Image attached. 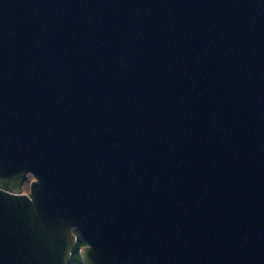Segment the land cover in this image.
<instances>
[{"label": "water", "instance_id": "95a60500", "mask_svg": "<svg viewBox=\"0 0 264 264\" xmlns=\"http://www.w3.org/2000/svg\"><path fill=\"white\" fill-rule=\"evenodd\" d=\"M77 247L264 264V0H0V264Z\"/></svg>", "mask_w": 264, "mask_h": 264}, {"label": "flooded vegetation", "instance_id": "af4514ba", "mask_svg": "<svg viewBox=\"0 0 264 264\" xmlns=\"http://www.w3.org/2000/svg\"><path fill=\"white\" fill-rule=\"evenodd\" d=\"M35 178H36L35 175L31 171H28L26 173V177L23 178L22 183H21V187H22L21 193H26V194L31 193V184ZM16 183H17L16 181H9L7 182V186L3 187L2 189L8 192H11L12 191L11 189H13L14 187H17L15 185Z\"/></svg>", "mask_w": 264, "mask_h": 264}, {"label": "trees", "instance_id": "16d2710c", "mask_svg": "<svg viewBox=\"0 0 264 264\" xmlns=\"http://www.w3.org/2000/svg\"><path fill=\"white\" fill-rule=\"evenodd\" d=\"M73 231L78 237V247L85 245L86 241H85L84 237L81 235L80 231L76 227L73 228ZM78 247L73 252L70 264H81L79 253H78Z\"/></svg>", "mask_w": 264, "mask_h": 264}]
</instances>
